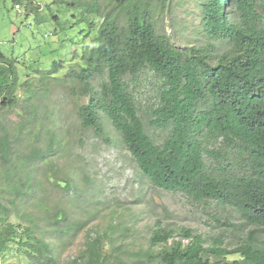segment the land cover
<instances>
[{
  "label": "trees",
  "instance_id": "obj_1",
  "mask_svg": "<svg viewBox=\"0 0 264 264\" xmlns=\"http://www.w3.org/2000/svg\"><path fill=\"white\" fill-rule=\"evenodd\" d=\"M183 1L63 2L71 12L68 19H61L58 11L52 13V20L62 30L85 23L82 33L91 43L77 61L74 56L54 61L41 80L45 90L54 82L81 90L88 98L78 107L82 127L105 136L104 120L110 121L141 173L155 186L196 201L232 206L244 223L264 231V0H201L198 32L205 44L187 43L182 48L165 30L164 20L169 15L174 21L173 12ZM71 61H76V68L57 75ZM146 71L157 74L163 83L151 119L153 127L168 132L160 143L145 127L127 81ZM21 87L16 60L0 50L1 113L18 107ZM27 101L20 113L26 120L13 125L14 131L0 119V254L16 247L27 253L28 264H59L40 219L44 216L59 236L76 232L79 223L70 221L65 209L57 205L49 209L42 196L36 197L42 187L37 166L42 162L47 167L42 175L57 185L64 183V189L76 195L83 193L90 177L84 171L81 184L78 176H61L51 157L57 150L53 137L46 147L22 151L20 134L25 126L44 127L52 113L48 109L40 114L39 106L30 98ZM212 139L239 152L238 158L206 148L205 140ZM206 151L220 163L225 157L229 166L222 162L218 174L210 170ZM32 196L36 198L30 200ZM29 203L42 213L32 212ZM148 244L142 257L150 264H264V239L256 230L231 245L218 236L208 242L204 234L187 226L174 229L158 224ZM105 248L104 236H89L73 262L127 264L115 257L121 250L114 247L108 255Z\"/></svg>",
  "mask_w": 264,
  "mask_h": 264
},
{
  "label": "rangeland",
  "instance_id": "obj_2",
  "mask_svg": "<svg viewBox=\"0 0 264 264\" xmlns=\"http://www.w3.org/2000/svg\"><path fill=\"white\" fill-rule=\"evenodd\" d=\"M72 1L78 3L83 0H30L27 8L24 6L28 1L19 0L21 9L15 7L17 0H0V50L16 60L23 86L17 91L18 107L5 114L0 112V119L3 118L14 131L11 128L13 125L26 120L20 113L22 105H29L28 98L39 106L40 114H47L49 109L52 115H48L44 127L31 124L22 130V151L36 145L46 147L53 137L57 150L51 157L56 159L61 176L63 173L78 176L81 184L84 183V171L90 177L83 193L76 195L65 190L64 183L57 185L54 180L42 175L47 169L42 162L41 166H37L36 176L41 180L42 187L36 197L42 196L49 209L54 205L65 209L70 221L79 223L76 232L59 236L46 225L44 216L40 219V226L47 228V239L56 247L59 264H75L73 261L84 251L88 237L96 235L105 237V252L108 255L113 254L116 247L118 252L121 251L115 257L119 256L127 264H150L142 256H145L149 236L158 224L174 229L187 226L196 233L204 234L208 242L210 237L218 236L233 245L246 238L252 230L257 231L261 240L264 239V231L244 223L232 206L215 200L196 201L181 192L155 186L141 173L131 152L120 142L119 133L107 119L104 120L105 136L97 135L93 129H84L78 107L88 98L81 90L70 88V83L60 82L52 83L45 90L41 80L44 70L51 69L54 61L60 59L70 60L74 56L77 61L82 49L91 43V39L82 33L85 23L74 27L69 24L71 27L62 30L57 21L52 20V13L58 11L61 19H68L71 12L66 10L63 2ZM200 1L184 0L173 12L174 21L165 15V30L179 47L183 48L187 43L205 44L198 32ZM76 61L66 62L65 68L60 69L57 75H63L70 67L76 68ZM127 81L134 92L145 127L157 142H162L167 130L151 125L152 110L163 87L162 79L154 72L146 71L129 76ZM205 145L206 148L228 153L233 160L238 158L239 152L224 148L215 139L205 140ZM205 159L208 168L217 174L221 171L222 162L227 163L225 157L220 163L208 151L205 152ZM225 165L229 166L228 163ZM2 168L0 163V172ZM36 197L32 196L30 200ZM34 204L29 203L27 207L35 214H41ZM28 262L27 253L16 247L0 254V264Z\"/></svg>",
  "mask_w": 264,
  "mask_h": 264
},
{
  "label": "built area",
  "instance_id": "obj_3",
  "mask_svg": "<svg viewBox=\"0 0 264 264\" xmlns=\"http://www.w3.org/2000/svg\"><path fill=\"white\" fill-rule=\"evenodd\" d=\"M15 7H16L17 9H21V3H16V4H15Z\"/></svg>",
  "mask_w": 264,
  "mask_h": 264
}]
</instances>
